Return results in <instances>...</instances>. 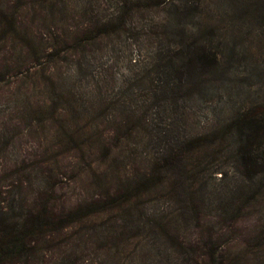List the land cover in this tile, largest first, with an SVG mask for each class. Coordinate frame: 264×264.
Segmentation results:
<instances>
[{
	"label": "rangeland",
	"instance_id": "1",
	"mask_svg": "<svg viewBox=\"0 0 264 264\" xmlns=\"http://www.w3.org/2000/svg\"><path fill=\"white\" fill-rule=\"evenodd\" d=\"M135 1L0 0V215L10 207L41 209L54 219L76 213L14 264H205L201 250L225 264L264 261V181L237 176L229 143L217 158L206 156L213 146L193 152L205 160L199 225L176 218L164 196L168 181L143 195L155 217L141 213L135 196L130 215L123 205L98 212L106 194L135 180L164 140L217 131L261 111L264 101L259 0L180 1V8L192 2L198 9L177 38L162 27L168 7L161 3L131 8L125 24L114 19ZM106 19L112 25L103 33ZM171 39L209 47L220 59L201 69L200 79L189 78L193 95L182 89L173 102L160 88L155 58L168 56ZM210 161L223 177L207 171ZM226 209L231 217L218 218ZM167 221L172 235L160 226Z\"/></svg>",
	"mask_w": 264,
	"mask_h": 264
},
{
	"label": "trees",
	"instance_id": "2",
	"mask_svg": "<svg viewBox=\"0 0 264 264\" xmlns=\"http://www.w3.org/2000/svg\"><path fill=\"white\" fill-rule=\"evenodd\" d=\"M180 1L185 0H161V2L160 0H137L131 2L130 7L129 5L122 6V12L116 13L114 19L120 17V22L125 24L126 16L131 8L148 10L149 7L160 6L159 3H161L164 7H168L162 27L169 26L177 38L180 35V31L182 33L187 32L183 25L188 23L185 21V17L195 16L198 9L197 3L192 4V2H190V5H184L180 8ZM255 1L257 0H254L250 6ZM176 2H178V6ZM256 6H260L264 10V0H259ZM169 8H173L175 12ZM261 23L264 24V21ZM111 25V19H106L99 24L102 28L98 29L105 33L110 31ZM191 37L187 38V40H191ZM175 40H168L169 47L166 58L161 55V52H157L155 55V58H158L156 68L159 70L156 78L159 81L164 76L161 81V86H163H160V88H167L168 98L172 102L178 98L182 89L185 90L186 96L193 95V91H190L189 88L191 84L189 78L200 79L203 73L201 69L206 66L216 67L220 63L219 54L211 50V48L204 45H196V43L193 48L183 47L182 39ZM171 75L173 77H170ZM199 84L196 83L195 86ZM261 106V111L251 110L241 114L217 131L186 134L181 140H164L162 144L164 149L153 159L147 160L149 165L138 173L139 176L135 180L130 181L121 188L117 187L115 189L116 193L112 195L110 192L106 194L104 199L99 202L101 208L98 209V212L99 210L103 211L105 208L115 206L120 208L119 206L123 205L120 210L130 215L134 208L130 200L131 197L135 196L139 197L138 205L140 204L141 213L155 217V211L149 212L144 207L143 195L159 192L160 189H163L161 187H164L168 181L164 196L176 206L178 211L176 218H179L180 222L184 223L194 220L199 225L203 215L202 207L206 184L202 180L201 182L198 176L202 177L201 173L203 170L201 165L205 163V160L198 159L199 156L196 158L193 152L213 146L212 148L217 151L215 153L210 151L206 156L216 157L222 150L219 149V146L229 143L234 148L233 156L235 159L233 162H235L237 168V176L250 182L264 181V101ZM131 131L132 127H126L124 132L128 136L129 134L131 135ZM216 134L217 137L215 136ZM207 171L216 173L217 171H223V169H220L218 164L210 161ZM224 174L225 172L223 171L221 176L223 177ZM170 176L173 177V180L169 178ZM152 200H155V198ZM232 207L231 205L229 208ZM241 208L242 206H236L238 212H240ZM10 209L11 213L7 210H1L0 215V264L19 263L22 258H25L38 248L37 243L40 239L45 241L46 236H51L54 231L69 225L73 220L71 219L72 216L76 214L60 216L54 219L52 216L42 212L41 209L28 208L23 210V212L21 211L22 213H14V208L10 207ZM229 212L227 209L222 210L218 218L227 219V216L231 217ZM168 222H161L160 226L165 234L172 235L171 225ZM201 251L197 252L200 258L206 255L209 257L208 262L205 264H225L218 259L216 261V258L208 251ZM189 254L191 256L193 252H189ZM194 263L201 264L199 261ZM255 264H264V261L261 259L256 261Z\"/></svg>",
	"mask_w": 264,
	"mask_h": 264
}]
</instances>
